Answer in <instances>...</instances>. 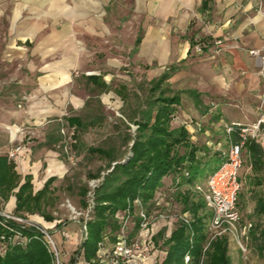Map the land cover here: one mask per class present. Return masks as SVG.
<instances>
[{"label":"crops","instance_id":"obj_1","mask_svg":"<svg viewBox=\"0 0 264 264\" xmlns=\"http://www.w3.org/2000/svg\"><path fill=\"white\" fill-rule=\"evenodd\" d=\"M217 38L224 42L220 49ZM255 48L264 49V0H0V75L13 79L20 97L19 108L2 101L13 114L1 125L9 134L0 155L8 154L9 137L23 144L16 169L22 181L31 175L38 191L69 169L58 151L42 144L46 125L79 115L91 92L107 104L108 92L124 99L130 83L145 81L152 95L166 74L165 95L179 97L172 124L186 126L199 156L225 149L226 124L258 118L264 79L250 54ZM258 142L264 148V134ZM244 152L239 209L258 218L243 220L256 226L264 244V157L254 166L247 147ZM15 205L16 199L5 207ZM163 221L170 236L175 220ZM80 238L70 241L72 254ZM79 262L89 264L84 254Z\"/></svg>","mask_w":264,"mask_h":264},{"label":"trees","instance_id":"obj_2","mask_svg":"<svg viewBox=\"0 0 264 264\" xmlns=\"http://www.w3.org/2000/svg\"><path fill=\"white\" fill-rule=\"evenodd\" d=\"M167 76L166 74L154 82L151 87L152 95L144 106L139 108V117L130 119L138 128L135 137L131 138L130 154L127 157L120 158L111 148H88L90 154L104 156L108 160L109 168L112 162L115 164L94 189V216L86 221L87 238L82 243L87 261L95 256L98 242L105 234H110L114 240L115 232L120 226L115 217L116 212L125 210L130 205L133 208V201L137 197L144 203L152 204L156 193L164 186L165 180L169 179L176 189L182 185L187 187V190L179 191L178 195L181 198L182 211H189L193 220L191 227L178 219L175 220V227L165 240L167 253L162 264H187V253L191 254L190 264H233L225 237L213 241L204 251L212 211L207 207L203 195L194 190L196 183L205 186L209 176L225 159V155L223 151L215 150L199 156L200 147L191 141L186 126L176 127L172 124L176 112L175 104L179 102V97L165 95L162 83ZM66 119V126L74 128L77 132L92 123L85 121L80 115ZM61 126V123H57L47 132L42 143L44 146L56 150L57 146L64 144L65 136L61 133ZM246 147L253 158L254 166L262 161L264 148L258 141L250 140ZM186 172L188 174H185ZM90 175L92 178L99 177V174ZM24 179L22 181V175L18 173L14 160H11L8 154L0 155V204L15 195L16 205L12 212L16 215L31 211L34 207L39 212L42 204L49 202L46 196L51 192V185L60 178L50 176L35 194L32 176L26 175ZM79 189L81 202L88 207L86 197L90 189L87 185L80 186ZM239 202L238 198V206ZM47 217L49 220L53 219L52 216ZM7 223L8 226H5L0 222V235L5 234L3 239H11L10 242L7 241L6 252L3 255L0 253V264H53L40 230L32 226H22L15 221ZM58 226L61 227L62 224ZM163 234L164 231H161L155 236L156 242ZM251 236L259 251L264 252V244H259L260 237L256 226L253 227ZM6 240L0 238V242Z\"/></svg>","mask_w":264,"mask_h":264},{"label":"rangeland","instance_id":"obj_3","mask_svg":"<svg viewBox=\"0 0 264 264\" xmlns=\"http://www.w3.org/2000/svg\"><path fill=\"white\" fill-rule=\"evenodd\" d=\"M124 68L129 69L130 66L125 65ZM118 82L119 80H116L114 85ZM129 85V90H126V92L124 91L126 96L124 99L116 98L112 92H108L107 95L111 94L113 97L109 98V102L107 104H103L100 101L97 92H91L92 95L88 98L86 106L75 113L82 116L85 121L89 123L92 122L94 124L90 123L86 128L80 129L77 132L74 128L66 126L67 121L64 117L61 120H54L53 122H50L49 125H46L43 128V132L45 131L47 133L52 130L57 123L62 124L61 133L63 136H65V142L61 147L57 146L56 151L60 152V157L67 164L69 169L66 174L61 175L60 179L56 180L51 185V192L46 196V198L48 197L49 202L48 204H42L39 212L34 207L31 211H25L23 212L24 214L17 215L24 216V218L28 219V221L37 225L40 224L48 230H51L52 237L55 239L58 247L65 252L71 253L70 249H72L71 245L73 243H67L66 245H69L64 247L61 234L62 230L70 231L73 239L75 237L79 238L82 234V225L80 221L82 220L86 222L94 216V192L93 194L88 192L86 200L88 201L89 205L88 207H85L81 202V195L79 193L80 186L87 185L90 191H92L91 182L96 180L99 185L104 180V177L113 169L115 164V162H112V165L109 168L108 160L104 156L90 154L88 152V148H111L114 150L115 154L120 156V158H125L130 154V147L132 144L131 138L135 137L137 130V125L130 119L134 116L139 117L140 106L146 103L151 94L149 86L147 83H145V81H138L134 83L133 86H131V83ZM15 86L16 85L14 84L11 77L0 75L1 142L9 134L8 130L4 131L1 128L3 120L9 116L11 117L13 114L11 111H8L10 108L5 107L2 101H8L9 103L12 102L17 108H19L20 97L19 92L15 89ZM66 109L69 110V107ZM41 126H44L43 123ZM62 129H64V133L62 132ZM76 135L78 138H76ZM8 144L10 145V149L13 146L18 145V143H16V141L13 142L10 137ZM21 145L24 147L23 144ZM65 147L68 148V152L65 150ZM70 157H72V159ZM243 158L245 159V152L243 154ZM46 165L44 166V169ZM90 174H99V177L92 178ZM168 186L169 188L167 189V193L162 190V187L154 197L156 202H160V206L158 207L161 208L163 213L170 215L167 219H165L166 222H169V220H176L177 218L174 215L182 212V202L178 192L187 190V187L183 185L179 189L173 188L175 187V184H173L172 181H170ZM17 190L18 188L15 191ZM33 193H37V191L34 190V185ZM14 199H16V196L11 195L8 201H2L0 207L2 209H6L5 205H8L10 200ZM69 202L78 212H81V215L71 208ZM122 211L123 210H118L116 214ZM47 215L52 216L53 219L49 220ZM242 216L244 220H251L253 224L258 221V218L252 216V214L244 213ZM64 222L67 224L64 225L60 230H52L59 227L58 225ZM136 223V218L134 217L133 221L130 223L132 237L137 231L138 225H136ZM160 223L162 225L160 230L164 231V234L159 237L158 242H156L154 238V242L157 247L152 259L154 264H161L167 253V245L165 240L169 237V233L166 230V226L163 225L164 221L160 220ZM174 225L173 227H175ZM160 232L155 234L158 235ZM3 237L5 238V234H1L0 238L2 240H6L3 239ZM225 238L228 240L229 255L233 264H264V252L261 253L259 251V247L254 240L250 241L248 256L247 258H244L237 242L231 237ZM10 240L0 242V253L2 255L6 252L8 244L7 241L10 242ZM83 241L84 238L81 236L80 243L82 244ZM46 249L53 263V256L47 246ZM74 256L75 255H73L72 258H74ZM63 261H70L69 256L63 254ZM80 262L84 263L82 258L80 259ZM80 262L79 264H81ZM190 263L191 260L188 264Z\"/></svg>","mask_w":264,"mask_h":264},{"label":"built area","instance_id":"obj_4","mask_svg":"<svg viewBox=\"0 0 264 264\" xmlns=\"http://www.w3.org/2000/svg\"><path fill=\"white\" fill-rule=\"evenodd\" d=\"M214 45L222 48L223 39L214 40ZM200 52L203 51L202 43L196 46ZM250 54L256 56L260 61L261 72L264 79V49H251ZM228 137V146L225 149L218 148L223 151L225 159L221 165L209 176L205 186L196 183L194 190L203 195L207 207L212 211V217L208 225L207 243L204 251L209 248L211 243L221 237H231L239 245L241 254L247 258L249 253V240L253 224L244 222L243 216L238 206V198L241 191L240 170L244 163V150L250 140L259 141L264 134V83L262 100L259 105V114L256 121L244 124L241 122H231L225 125ZM64 133V129H62ZM24 147L21 144L13 146L8 157L11 160L17 159ZM68 152V148L65 147ZM72 159V157H70ZM185 174H188L187 172ZM98 185L96 180L91 182L93 194L95 187ZM71 208L78 212L69 202ZM159 201L152 204L144 203L140 197L133 201V208L130 205L122 212L115 214L120 226L115 232L114 240L110 234H105L98 242L95 256L89 261V264H149L153 262V256L156 252L155 225L160 220L167 219L170 215L164 214L161 210ZM158 208V209H157ZM81 215V212H78ZM180 221L191 227L193 220L189 211H182L174 215ZM136 218L137 231L131 236V221ZM8 221H15L22 226H32L40 230L44 235V243L48 247L53 256L54 264H77L80 255L83 254L82 244L75 253L65 252L61 250L55 239L52 237V231L28 221L23 216L16 215L12 210L2 209L0 207V222L8 226ZM82 225L81 236L84 240L87 238L86 222L80 221ZM62 227L52 229L58 231ZM63 245L72 240L70 231L62 230ZM4 238V237H3ZM63 254L68 255L70 261H63ZM75 255L74 261L72 256ZM191 260V254L185 255V262L188 264Z\"/></svg>","mask_w":264,"mask_h":264}]
</instances>
